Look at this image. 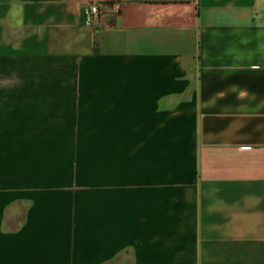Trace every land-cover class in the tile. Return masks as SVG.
I'll list each match as a JSON object with an SVG mask.
<instances>
[{
    "label": "crops",
    "instance_id": "0c3cea01",
    "mask_svg": "<svg viewBox=\"0 0 264 264\" xmlns=\"http://www.w3.org/2000/svg\"><path fill=\"white\" fill-rule=\"evenodd\" d=\"M0 264H264V0H0Z\"/></svg>",
    "mask_w": 264,
    "mask_h": 264
},
{
    "label": "built area",
    "instance_id": "2783aa9c",
    "mask_svg": "<svg viewBox=\"0 0 264 264\" xmlns=\"http://www.w3.org/2000/svg\"><path fill=\"white\" fill-rule=\"evenodd\" d=\"M114 8H119V4H114ZM99 13V7L97 3H90L87 9L83 12L84 22L90 23L94 17Z\"/></svg>",
    "mask_w": 264,
    "mask_h": 264
},
{
    "label": "rangeland",
    "instance_id": "374dc122",
    "mask_svg": "<svg viewBox=\"0 0 264 264\" xmlns=\"http://www.w3.org/2000/svg\"><path fill=\"white\" fill-rule=\"evenodd\" d=\"M16 208H18V210H21V208H22V207H21V205H20L19 207H18V206H16Z\"/></svg>",
    "mask_w": 264,
    "mask_h": 264
}]
</instances>
